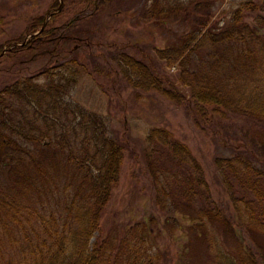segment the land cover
<instances>
[{
    "label": "trees",
    "instance_id": "obj_1",
    "mask_svg": "<svg viewBox=\"0 0 264 264\" xmlns=\"http://www.w3.org/2000/svg\"><path fill=\"white\" fill-rule=\"evenodd\" d=\"M113 1L80 0L91 11L63 22L64 28L73 31L77 20L107 11ZM147 1L138 23L174 15L191 25L175 47L156 48L159 59L176 61V82L158 76L146 53L140 61L122 50L130 43L114 47L118 59L137 66L130 73L111 54L114 74L123 70L135 88L147 81L160 83V92L176 87L185 115L229 151L214 161L223 200L211 195L187 145L153 127L145 155L157 203L186 218L176 224L184 233L176 236V259L168 246L155 245L149 221L126 227L110 220L127 142L71 91L91 64L113 71L102 51H90L86 35L55 36L57 25L48 23L61 12L53 11L48 20L30 23L31 33L39 32L29 40L0 46V62L7 61L0 72L11 75L0 88V264H264V0L242 1L225 20L210 11L217 0ZM39 56L49 62L29 71L27 63ZM180 84L189 95L179 92ZM155 156L176 160V171L157 165Z\"/></svg>",
    "mask_w": 264,
    "mask_h": 264
},
{
    "label": "rangeland",
    "instance_id": "obj_2",
    "mask_svg": "<svg viewBox=\"0 0 264 264\" xmlns=\"http://www.w3.org/2000/svg\"><path fill=\"white\" fill-rule=\"evenodd\" d=\"M180 1L186 3L187 0ZM242 1L245 0L215 1L213 6H210V11L214 13L213 18L225 20ZM167 3L176 6L174 0H169ZM148 4L150 3L147 0H114L107 11L100 8L93 16L77 20L75 29L70 31L64 28L63 22L80 13L88 14L92 9L89 4L80 3V0H0V46L12 48L14 43L20 45L21 40H29L35 35L34 32L31 33L30 23L37 17L48 20L49 13L55 11V13L61 12V15L55 18L56 22L48 23L49 26L57 25L55 36L86 35L92 42L90 51L103 52L107 60L105 66L110 67L113 74L112 72L106 74L102 69L95 70L92 64L89 65L92 71L82 75L72 89L71 96L87 110L107 117L110 132L113 134L118 132L119 136L122 134L124 141L127 142L123 151L118 184L108 206L110 213L108 217L117 223L125 224L126 227L135 225L136 221H149V234L155 245L161 250H165L168 246L176 259V236L184 234L182 228L176 224L186 218L176 216V207L157 203L158 190L152 184L153 178L145 155L150 147L146 136L151 128L160 127L171 131L173 137L184 142L201 164L211 195L220 200H223L224 192L217 180L219 174L214 161L216 157H227L229 151L210 135L197 129L191 117L185 115L182 104L178 100L176 103V87L173 93L160 92L158 90L161 87L160 83L147 81L146 84L135 88L124 79L123 70L116 73L117 75L114 74L117 67L110 59L111 54L115 59L121 60L118 59L119 54L114 46L122 48L124 44L130 43L133 47L128 45L122 50H126L129 55L140 61H142V53H146L154 65L153 71L158 76L165 75L168 81L176 82V61L168 63L159 59L156 56V48L175 47L177 37L190 31L191 25L176 20L174 15H170L167 19L160 17L157 20L138 23L136 18L139 12ZM163 4H165L163 0L158 3L160 6ZM116 10L120 12L115 13ZM96 42L101 45L97 47ZM102 47L104 51L100 50ZM98 60L101 61V58ZM121 61V68H126L130 73L131 67L137 66L127 58ZM45 62H49L47 56L35 57L27 63L28 70L35 71ZM4 65H7V61L0 62V67ZM103 66L104 64L101 63L99 68ZM10 79L9 73L0 72V88ZM177 88L179 92L189 95L186 86L180 84ZM173 94L175 97L172 98ZM155 158L157 165L168 168L170 172L176 171V160H167V158L160 160L157 156ZM175 181L173 177L169 178L171 192L176 190ZM173 196L176 200V193ZM163 198L164 203L169 201ZM107 226L106 224L105 229L108 228Z\"/></svg>",
    "mask_w": 264,
    "mask_h": 264
},
{
    "label": "water",
    "instance_id": "obj_3",
    "mask_svg": "<svg viewBox=\"0 0 264 264\" xmlns=\"http://www.w3.org/2000/svg\"><path fill=\"white\" fill-rule=\"evenodd\" d=\"M60 3H61V2H60ZM58 9H59V8H58ZM44 25H45V24L43 23L42 28L44 27ZM38 32H39V30H38L37 32H34L33 34H36V33H38ZM3 52H5V50H3L2 53H3Z\"/></svg>",
    "mask_w": 264,
    "mask_h": 264
}]
</instances>
